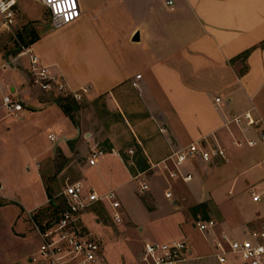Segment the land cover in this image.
Masks as SVG:
<instances>
[{"label":"crops","instance_id":"1","mask_svg":"<svg viewBox=\"0 0 264 264\" xmlns=\"http://www.w3.org/2000/svg\"><path fill=\"white\" fill-rule=\"evenodd\" d=\"M79 1L81 16L52 30L37 25L31 13L25 15L24 2L18 0L17 26L23 18L33 23L40 35L30 47L43 64L50 66L54 75L64 77L71 88H87L90 100L106 96L111 110L121 109L115 92L132 86L140 74L141 88H132L147 118L134 124L133 144L125 154L117 149L116 139L110 138V147L97 165L87 161L80 169L82 179L75 181L100 194L116 191L122 215V221L116 223L125 224L138 236L140 244L136 246L141 249L147 242L185 239L192 250L188 261L200 259L201 250L183 236L182 226L187 221L194 229L196 221H214L205 234L197 229L211 249L222 234L242 239L253 230H264V140L254 146L246 143L264 133V0H175L173 7L164 0ZM135 33H139L137 41L133 40ZM10 64L20 71L6 81L0 109L3 97L11 95L23 103L24 111L38 114L50 134L57 136L53 129L65 131L69 138L61 147L69 157L73 154L69 141L76 148L88 144L92 150L101 149V142L92 134L84 138L81 127L72 123L53 94L33 83L26 55H18ZM245 112H250L254 124L229 122ZM59 121L67 123V129ZM202 137L224 149L226 160L187 161L182 166L184 175H192L187 181L171 177L162 165L154 166ZM45 154H38L37 160ZM111 158L122 174L116 182L103 177V168ZM37 167L42 198L30 208L21 205L25 212L42 209L49 202L40 165ZM169 167L172 169V164ZM90 171L96 175L84 181ZM134 182L138 184L132 187L131 196L136 199L131 205L123 192ZM143 182L149 189L141 193ZM3 189L0 181V203L11 199L10 192ZM255 195L258 200H253ZM88 215L87 210L82 218L89 232ZM25 219L27 230L34 231ZM33 254L27 255L29 262ZM225 264L242 263L228 258Z\"/></svg>","mask_w":264,"mask_h":264},{"label":"rangeland","instance_id":"2","mask_svg":"<svg viewBox=\"0 0 264 264\" xmlns=\"http://www.w3.org/2000/svg\"><path fill=\"white\" fill-rule=\"evenodd\" d=\"M23 2L22 8L25 9V15L31 13L37 19V25L49 27L50 15L43 5L42 7L39 5L40 0L38 2L23 0ZM26 25L33 27L40 35V30L23 18L14 34L5 33L0 36V93L7 90L6 81L12 79L16 70L20 71L13 69L10 61L20 54L18 49H22L24 43L30 39L28 36L22 38L19 35ZM115 97L121 106V111L111 110L106 96L90 100L85 93L81 99L76 100L78 109L73 112V116L83 130L84 138L86 134H92L96 140L101 142L99 148L103 152L109 149L110 138H113L116 139L117 149L125 154L124 150L133 144L134 124L147 118V112L132 86H125L120 92H115ZM59 123L67 129V123L60 121ZM51 131L60 137L59 144L51 142L50 130H47V125L43 124L38 114L36 116L31 110L25 109L18 118L7 114L4 107L0 109V181L4 186L3 191H9L11 198L0 203V264L9 261L16 262V264H30L27 255L31 252L36 254L39 250L40 239L34 231L27 230L25 222L26 217L29 221L27 211L31 210L25 212L22 208L23 205L30 208L42 198V184L37 164L40 165L44 185L52 191L55 200L60 199L58 195L67 182L82 179L80 169L87 163L92 151L91 147L83 144L76 148V144H71L69 141L73 152L69 157L61 147L67 143L69 138L64 135L65 131L58 132L55 129ZM43 151H46V154L42 160L38 161L36 157ZM114 161L115 159L111 158L103 168V177L108 182H116L122 178L119 167ZM128 163L130 164V161ZM89 173L83 179L84 181L93 180V176L96 175L94 171ZM137 184L138 182H134L130 184L131 186L127 185L123 192L131 205L135 204L136 199L131 196L134 194L131 190ZM89 210V215L85 219L86 226L91 234L102 241L106 261L110 264L133 261L135 258L131 260L129 257L133 255L135 257L141 249L140 246H136L140 244L136 238L138 236L125 224H117L114 221V211L108 202L97 203ZM57 216L58 211L51 208L39 218H42V221H48ZM29 225L32 227V224ZM182 227L183 236L201 250L202 256L200 259L194 258L187 263L217 264L212 253L213 247L212 249L209 247L200 232L194 229L192 223L187 221ZM133 246H136L134 250H132ZM209 254L211 257H206Z\"/></svg>","mask_w":264,"mask_h":264},{"label":"built area","instance_id":"3","mask_svg":"<svg viewBox=\"0 0 264 264\" xmlns=\"http://www.w3.org/2000/svg\"><path fill=\"white\" fill-rule=\"evenodd\" d=\"M166 5L173 7L175 0H164ZM50 15L49 28L59 29L75 22L81 16L79 0H40ZM18 0H0V36L5 33H15L17 27ZM19 55H26L29 61V74L33 83L42 91L59 96L72 97L79 100L87 93V88L73 89L64 77L52 73L50 66L43 64L39 56L30 46H22ZM141 75L132 81V86L140 89ZM216 102L219 98L215 99ZM3 107L9 115L18 116L24 106L21 101L11 95L3 97ZM229 122L236 125L254 124L250 112L234 115ZM53 144H59L61 139L55 134H49ZM258 140H264V133L258 139H247L248 146H254ZM240 145V143H236ZM101 149L91 151L88 163L95 166ZM214 157L226 160L224 149L217 144L210 145L205 137L174 150L166 159L154 166L162 165L169 171L171 177H181L191 180L192 175H184L182 166L194 158L209 161ZM169 164L173 168L169 169ZM264 164V162H263ZM149 189V184L143 182L140 192ZM171 193L167 194L170 197ZM62 207L53 220L41 221L38 210L28 212L32 229L40 239L37 253L31 257L32 264H110L103 255V243L100 238L86 230L82 214L95 204L108 202L113 209L114 221L120 223L121 202L115 190L100 194L94 188H86L81 181L67 183L58 195ZM259 196H253L258 200ZM214 225L213 220L196 221L194 226L205 234ZM213 256L219 264H225L228 258L240 261L242 264H264V230H253L242 239H230L222 234L213 242ZM192 258V250L187 240H172L164 243L147 242L143 245L136 259L122 264H181Z\"/></svg>","mask_w":264,"mask_h":264},{"label":"trees","instance_id":"4","mask_svg":"<svg viewBox=\"0 0 264 264\" xmlns=\"http://www.w3.org/2000/svg\"><path fill=\"white\" fill-rule=\"evenodd\" d=\"M33 24V23H30ZM19 35L23 38L29 37L30 39L24 43V46H30L32 43H34L38 39V34L36 30L26 25V27L23 28L22 32H19ZM20 51V48L18 49ZM18 51V52H19ZM60 107L62 108L63 112L72 120L73 124L76 127H79V124L76 122L73 112L78 109V103L75 99L72 97H63L59 96L55 100ZM125 162H127V158L123 157ZM132 173H134L133 169H130ZM47 196L49 199V205L44 207L41 211L38 213V217H41V215H44L47 211H49L51 208H54L55 211H60V208L62 207V200H55L53 197L52 191L49 188H46ZM42 219V218H41ZM42 221V220H41Z\"/></svg>","mask_w":264,"mask_h":264},{"label":"water","instance_id":"5","mask_svg":"<svg viewBox=\"0 0 264 264\" xmlns=\"http://www.w3.org/2000/svg\"><path fill=\"white\" fill-rule=\"evenodd\" d=\"M133 40H134V41L139 40V33H135V35H134V37H133Z\"/></svg>","mask_w":264,"mask_h":264}]
</instances>
